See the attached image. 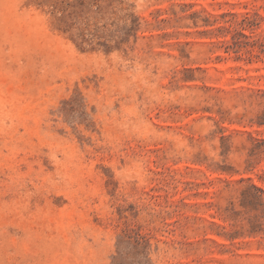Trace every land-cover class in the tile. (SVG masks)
Segmentation results:
<instances>
[{"label": "rangeland", "instance_id": "obj_1", "mask_svg": "<svg viewBox=\"0 0 264 264\" xmlns=\"http://www.w3.org/2000/svg\"><path fill=\"white\" fill-rule=\"evenodd\" d=\"M55 1L0 0V264H264V0H122L108 54Z\"/></svg>", "mask_w": 264, "mask_h": 264}, {"label": "trees", "instance_id": "obj_2", "mask_svg": "<svg viewBox=\"0 0 264 264\" xmlns=\"http://www.w3.org/2000/svg\"><path fill=\"white\" fill-rule=\"evenodd\" d=\"M53 12L59 13V29L82 51L102 49L105 53L120 50L131 37L137 38L140 18L129 12L122 0H56ZM86 16L105 20L101 26L94 22L83 28ZM89 21V20H87ZM103 29V34L100 30ZM98 39L97 46H94ZM259 124H264V120Z\"/></svg>", "mask_w": 264, "mask_h": 264}]
</instances>
